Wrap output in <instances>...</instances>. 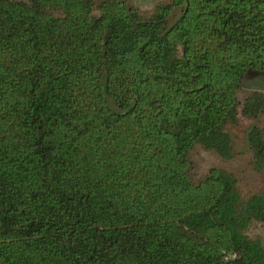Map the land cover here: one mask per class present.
Returning <instances> with one entry per match:
<instances>
[{
	"label": "trees",
	"instance_id": "1",
	"mask_svg": "<svg viewBox=\"0 0 264 264\" xmlns=\"http://www.w3.org/2000/svg\"><path fill=\"white\" fill-rule=\"evenodd\" d=\"M249 69L264 0H0V264H264Z\"/></svg>",
	"mask_w": 264,
	"mask_h": 264
},
{
	"label": "rangeland",
	"instance_id": "2",
	"mask_svg": "<svg viewBox=\"0 0 264 264\" xmlns=\"http://www.w3.org/2000/svg\"><path fill=\"white\" fill-rule=\"evenodd\" d=\"M130 3L138 6L141 9H146L151 7L155 2L158 0H128ZM253 90H260L264 92V72L263 71H256L253 69H249L244 77L242 88H241V95H245L246 93L253 91ZM191 158L195 167V170L198 173L204 172L209 166L213 164H220L221 162L216 159L210 152L201 148L195 147L191 151ZM243 155L241 157H235L230 163H221L224 164L226 167L233 169L234 171L241 172L243 170ZM242 174V173H241ZM242 183H246V178L242 177ZM249 181V180H248ZM247 181V182H248ZM256 232L261 233L264 235V225H258L255 229Z\"/></svg>",
	"mask_w": 264,
	"mask_h": 264
}]
</instances>
